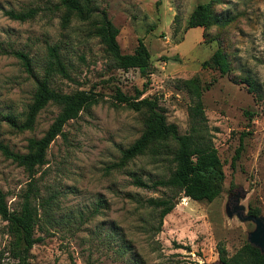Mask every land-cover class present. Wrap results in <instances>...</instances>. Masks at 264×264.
Listing matches in <instances>:
<instances>
[{
    "label": "rangeland",
    "instance_id": "374dc122",
    "mask_svg": "<svg viewBox=\"0 0 264 264\" xmlns=\"http://www.w3.org/2000/svg\"><path fill=\"white\" fill-rule=\"evenodd\" d=\"M210 0H81L94 9L88 20L75 13L64 24L61 0H0V141L13 151H28L29 139L41 138L60 111L50 103L38 114L33 128L19 129L40 80L57 47L68 77L56 71L51 85L63 92L87 90L100 100L65 126L50 145L47 163L34 175L0 151V186L11 209H20L31 181L37 183L40 221L31 250L32 264H218L224 246L232 257L256 228L229 214L239 195L245 213L264 216V0H221L214 9L234 16L225 26L187 28L200 3ZM36 15L17 20L7 10ZM107 11L120 29L124 53H134L143 39L151 53L148 80L138 68L124 70L97 35L99 11ZM206 32V33H205ZM224 51L231 71L221 74L203 63L216 50ZM14 52L27 54L33 71ZM213 81L202 100L207 128L226 174L225 189L213 201H195L183 194L158 228V211L145 204L150 197L173 195L165 188H141L146 181L168 176L171 156L150 152L118 167L122 151L144 129V115L116 99L119 88L130 96L157 98L168 121L181 133L190 129L189 106L195 97L185 81ZM260 85L259 96L244 78ZM149 81V82H148ZM138 91H143L139 94ZM239 157L233 163V158ZM44 203V204H43ZM44 205V206H43ZM8 221L0 216V252L8 261L14 241Z\"/></svg>",
    "mask_w": 264,
    "mask_h": 264
},
{
    "label": "trees",
    "instance_id": "16d2710c",
    "mask_svg": "<svg viewBox=\"0 0 264 264\" xmlns=\"http://www.w3.org/2000/svg\"><path fill=\"white\" fill-rule=\"evenodd\" d=\"M220 1L210 0L198 4L189 17L187 28L202 27L206 31L212 25L225 26L232 22L234 16H222L214 9V4ZM61 4L66 8L64 24L68 23V16L71 13H75L82 20L90 19L95 13L92 7H88L81 0H61ZM5 13L13 19L27 20L36 15V10L26 12L7 10ZM98 16L97 35L105 44L115 65L124 70L138 68L149 80L152 74L151 53L144 40H139L134 53H124L118 41L120 29L111 20L107 11H99ZM14 54L22 60L27 70L33 71L31 59L27 54L23 52H14ZM50 55L52 60L47 66L45 77L38 83L33 101L26 114V120L17 127L19 129L33 128L40 111L50 103L60 107L58 115L41 138L29 139L28 151L25 153L13 151L7 144L0 141V151L6 157L24 166L31 175L35 174L37 167L47 163V153L52 142L59 135L67 137L65 126L68 122L77 119L84 110L100 100L96 92L81 89L63 92L53 87L51 79L56 71L67 77L68 73L61 63L57 47H50ZM203 66L204 68H215L223 75L231 71L230 59L220 49L216 50L211 58L203 63ZM213 81L205 85H202L197 77L185 81L186 88L196 99L195 103L189 106L191 125L187 133H181L175 123L168 121L166 110L157 98L130 96L119 88L116 90L115 97L119 103L142 112L144 115V129L141 136L122 151V157L117 166L123 167L147 152L157 158L169 155L174 164L168 176L150 181L139 176L133 179V183L141 188L154 190L165 188L173 193L171 196L162 195L145 200L147 206L159 212L157 232L161 230L165 217L174 210L176 198L179 195L183 194L195 201H213L225 189L224 164L209 135L202 100L205 90L213 85ZM242 82L248 85L250 92L260 95V85L257 80L246 77ZM138 92L143 93V91ZM238 157L239 151L233 158V163ZM29 186V191L20 209H11L7 195L0 186V216L8 221L9 233L15 238L8 249L10 259L4 262L2 251L0 252V264H32L31 250L43 240L42 237L36 236V227L41 214L39 206L32 201L33 198H39V188L35 180L31 181ZM249 214L260 215L257 211H249ZM219 258L220 261L228 264H264V252L250 242H246L232 257H229L226 248L221 246Z\"/></svg>",
    "mask_w": 264,
    "mask_h": 264
},
{
    "label": "water",
    "instance_id": "95a60500",
    "mask_svg": "<svg viewBox=\"0 0 264 264\" xmlns=\"http://www.w3.org/2000/svg\"><path fill=\"white\" fill-rule=\"evenodd\" d=\"M235 201L231 202V207L229 214H237L243 221H253L256 224V228L249 233V242L260 248L264 252V216H255L251 214H246L244 207L238 205L239 195L235 197ZM218 264H228L226 262L219 261Z\"/></svg>",
    "mask_w": 264,
    "mask_h": 264
}]
</instances>
